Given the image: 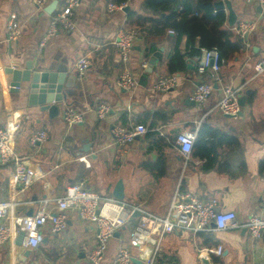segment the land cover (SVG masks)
<instances>
[{"label": "crops", "instance_id": "0c3cea01", "mask_svg": "<svg viewBox=\"0 0 264 264\" xmlns=\"http://www.w3.org/2000/svg\"><path fill=\"white\" fill-rule=\"evenodd\" d=\"M50 1L40 9L33 0H0V127L13 125L15 151L38 174L22 194L15 213L29 215L43 207L56 212L55 199L73 183L113 199L114 186L121 180L122 201L140 215L129 219L109 241L98 262L112 264L117 248L126 247L124 240L141 214L164 216L179 188L202 200L215 199L217 211L235 213L236 225L221 230L210 223L206 230L196 233L179 229L160 240L152 237L144 245L130 247L128 264H148L150 259L151 264L261 262L264 230L251 237L247 223L251 215L264 220V72L254 71L256 62L264 58V3L229 0L236 13L231 26L227 12L213 6L212 14H224L219 29L238 34L242 43L239 50L223 58L219 71L222 82L233 85L238 79L239 96H245L241 115L227 117L217 105L221 84L202 104L196 105L191 99L200 82L212 79L209 72L196 67L193 51L204 48L200 35L189 41L173 27L181 18L178 12L182 2L175 6V15L166 0H80L72 16L74 28L59 29L46 38L54 15L44 10ZM109 2H124L129 8L109 11ZM62 3L60 0L56 8ZM10 18L20 26L17 41L8 40ZM242 22H253L255 29L240 35L234 28ZM120 28L137 32L126 64L114 44ZM81 56L89 60V66L78 76L75 64ZM16 60L21 64L65 65L67 75L75 76L73 94L59 104L56 115L51 117L46 110L27 106L21 92L11 91L3 66ZM124 67L136 81L130 90L115 85ZM171 74L179 77L174 89L157 92L152 88L159 77ZM100 104L109 109L103 118L95 113ZM66 108L80 112L82 121L68 125L62 117ZM137 124L147 131L122 148L116 147L112 127ZM210 128L217 131L215 136L210 135ZM41 130L46 132V140L31 143L30 136ZM181 132L194 135L187 162L175 144ZM11 171L12 164H0V201L9 198ZM66 221V228L58 233L43 228L42 241L20 264H92L88 255L95 244V228L79 218L77 209L66 212ZM218 244L223 248L220 257L205 256L203 248ZM13 256L8 245L0 246V264H16Z\"/></svg>", "mask_w": 264, "mask_h": 264}, {"label": "built area", "instance_id": "2783aa9c", "mask_svg": "<svg viewBox=\"0 0 264 264\" xmlns=\"http://www.w3.org/2000/svg\"><path fill=\"white\" fill-rule=\"evenodd\" d=\"M38 8H43L48 0H33ZM263 4L264 0H252ZM80 0H63L60 7L54 11L49 22L45 37L54 36L59 29L70 31L74 28L73 13L79 6ZM124 3L109 2V11L121 10ZM240 35L247 34L255 29L253 22H242L234 28ZM8 40L17 41L20 37V26L13 18L7 22ZM137 38L136 30L132 28L119 29L114 39V44L120 59L126 64L132 51L133 41ZM41 42V45L43 44ZM223 58L216 46L201 48L196 58V67L200 72H209L210 81L200 82L191 94L192 101L196 104L205 102L212 91L213 84H221V95L218 100V109L222 114L236 116L240 110L239 93L230 82H222L219 76ZM89 66L85 56L77 59L75 67L78 76L83 75ZM255 73L264 72V58L254 65ZM179 83L176 74L159 77L152 85L157 92H166L174 89ZM116 87L130 90L136 85L129 69L124 67L115 80ZM108 106L100 104L95 113L99 118L105 117ZM62 117L68 125L82 121L83 115L66 108ZM147 128L137 124L131 128L114 125L111 129L116 147L122 148L136 136L142 135ZM14 127L5 124L0 127V164H12L9 176V198L0 201V246L8 245L13 250L18 234H23L21 244L26 248H35L42 241L41 230L48 227L53 233L63 231L67 226L66 212L77 209L79 218L95 228V244L89 252L88 259L93 264H98L105 254L108 242L114 238L115 232L124 227L131 218L134 208L122 200L102 197L97 191L86 188L81 183L69 184L64 193L55 199L56 212L42 208L29 215L16 214L15 207L21 203L22 194L38 178L36 171L28 165L24 158L17 154L14 148ZM47 138L46 132L36 131L30 136V142H43ZM194 143V135L190 132H181L175 138V144L181 156L187 162ZM178 187V185L176 186ZM176 199L171 202L164 216L158 217L149 212L141 214L138 223L128 232L127 241L130 246H140L147 243L152 237L160 240L166 233L179 229L190 230L193 233L206 230L210 223L217 229H228L236 225V216L233 211H217L216 200H202L190 192H180L175 189ZM7 222V223H6ZM247 228L251 237H258L264 230V220L258 215L249 217ZM158 250V249H157ZM220 244L203 248L206 255L222 254ZM207 258V257H206ZM131 260L130 251L125 246H119L112 264H128ZM151 264V259L147 262ZM256 264H264V259Z\"/></svg>", "mask_w": 264, "mask_h": 264}, {"label": "water", "instance_id": "95a60500", "mask_svg": "<svg viewBox=\"0 0 264 264\" xmlns=\"http://www.w3.org/2000/svg\"><path fill=\"white\" fill-rule=\"evenodd\" d=\"M60 0H51L44 10L47 13L55 11ZM215 9L225 10L227 12V24L233 25L236 22V13L234 12L229 0H215L213 2ZM129 7L123 8L126 11ZM153 62V60H151ZM65 65H35L28 61L21 64L18 60L10 61L4 64L3 73L9 76V86L11 91L21 92L20 96L24 97L27 106H37L41 111H47L48 115L53 117L58 113L59 104L66 103L67 99L72 96V83L75 76L67 75ZM214 88L217 84L213 85ZM233 87L240 93V83L238 79L233 83ZM246 94H249L246 92ZM238 103L240 107L245 106V96H239ZM68 104V103H67ZM241 110V109H240ZM238 111L236 116L224 114L227 117H237L241 115ZM112 195L116 200H122L124 197L123 184L118 180L114 186ZM139 210H134L130 219L138 217ZM118 232H115L114 236ZM23 234L20 232L15 240L13 248V259L16 264L24 263L25 258L31 252V248H26L21 244ZM133 261H135L132 258Z\"/></svg>", "mask_w": 264, "mask_h": 264}, {"label": "trees", "instance_id": "16d2710c", "mask_svg": "<svg viewBox=\"0 0 264 264\" xmlns=\"http://www.w3.org/2000/svg\"><path fill=\"white\" fill-rule=\"evenodd\" d=\"M214 1L166 0L165 3L172 4L170 10L176 15L175 6L179 2H182V8L178 12L181 18L178 22H173V27L178 34H186L189 41L193 40L196 35H200L202 47L210 48L216 46L222 58L225 59L229 54L239 50L242 43L238 34H235L233 31L228 33L219 29L224 22V14L222 11H217L215 14H212ZM117 2L116 4L121 3ZM193 53L198 56L200 49L194 50ZM174 61L179 64L180 60L179 58H175ZM216 134L217 131L210 128V135L215 136Z\"/></svg>", "mask_w": 264, "mask_h": 264}, {"label": "rangeland", "instance_id": "374dc122", "mask_svg": "<svg viewBox=\"0 0 264 264\" xmlns=\"http://www.w3.org/2000/svg\"><path fill=\"white\" fill-rule=\"evenodd\" d=\"M114 3V2H113ZM239 98V97H238ZM239 107H240V105H239ZM240 109V108H239ZM20 115V114H19ZM15 116H18L16 113H15ZM74 125H76V124H74ZM124 243H126V247H127V249H129V251H130V245L128 244V241H127V239L125 238V240H124ZM108 244H109V242H108ZM108 244H107V246H108ZM107 249V248H106ZM105 252H106V250H105ZM93 264V263H92Z\"/></svg>", "mask_w": 264, "mask_h": 264}]
</instances>
